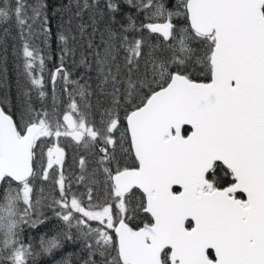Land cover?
Wrapping results in <instances>:
<instances>
[{"label": "snow or ice", "instance_id": "6c2138e0", "mask_svg": "<svg viewBox=\"0 0 264 264\" xmlns=\"http://www.w3.org/2000/svg\"><path fill=\"white\" fill-rule=\"evenodd\" d=\"M0 90V264H264V0H0Z\"/></svg>", "mask_w": 264, "mask_h": 264}, {"label": "trees", "instance_id": "16d2710c", "mask_svg": "<svg viewBox=\"0 0 264 264\" xmlns=\"http://www.w3.org/2000/svg\"><path fill=\"white\" fill-rule=\"evenodd\" d=\"M54 62V61H53ZM50 67L52 66L51 64L49 65ZM7 79L9 81V85H10V96L11 99L13 101V103H15V98H16V81H17V75H16V71L13 65V61H12V57H11V50L9 49V59L7 61ZM3 90H0V94H2ZM47 210V209H45ZM49 210V209H48ZM44 215H50L47 214L44 211ZM47 219L44 220L43 223L37 224L36 227H28L25 226L24 229H28L31 230L32 229V240L33 243L37 240V238L42 237L43 235H47L45 233H42L43 231H45L46 233L50 234V237L55 235V230H59L62 225H59L58 222H54L52 221L53 218L52 217H48L46 216ZM51 226L54 229V232L50 233L48 230L50 229ZM37 233V234H36ZM47 238V237H46ZM84 253H82L81 251V245L77 242V243H65L63 245V247L60 249V254L58 256H56L55 258H48L46 259L45 257H42L43 254L40 253L39 255L35 256L34 259L29 261V264H54L52 262L54 261H62V260H67L68 264H82V259L84 257Z\"/></svg>", "mask_w": 264, "mask_h": 264}, {"label": "rangeland", "instance_id": "374dc122", "mask_svg": "<svg viewBox=\"0 0 264 264\" xmlns=\"http://www.w3.org/2000/svg\"><path fill=\"white\" fill-rule=\"evenodd\" d=\"M68 162H69V164H71V162H72V151H71V150L68 151ZM41 187H42V186H41L39 183H37V191H39ZM44 194H45V195L47 194V189H45ZM0 195H2V191H0ZM45 212H46L47 214H50V215H46V216H48V217H52V218H53L52 221H54V222H58L59 225H62V222L59 221V220L53 215V213H52V211H51L50 209H49V210H48V209L45 210ZM28 227H29V226H28ZM52 227H54V226H51L50 229L48 230L50 233L54 232V229H53ZM24 228H25V226H23V228H22V233H23V237H24L25 243H27V242L29 241V239H31V241L33 242V240H32V236H33V233H32L33 231H32V229H31V230H28V229H24ZM56 231H57V229L55 230V232H56ZM42 233L47 234L46 236L43 235L44 237L50 238V234L46 233L45 231H43ZM36 234H37V233H36ZM39 240H40V238L38 237L37 240L34 242V245L36 246L37 250L39 249ZM42 254H43L42 257H45L46 259L51 258V257H52V258H55L56 256H58V255L60 254V249L57 250L54 254H44V253H42ZM52 263H54V262H52Z\"/></svg>", "mask_w": 264, "mask_h": 264}, {"label": "water", "instance_id": "95a60500", "mask_svg": "<svg viewBox=\"0 0 264 264\" xmlns=\"http://www.w3.org/2000/svg\"><path fill=\"white\" fill-rule=\"evenodd\" d=\"M187 127V126H186ZM173 187H178L179 188V186L178 185H174Z\"/></svg>", "mask_w": 264, "mask_h": 264}, {"label": "flooded vegetation", "instance_id": "af4514ba", "mask_svg": "<svg viewBox=\"0 0 264 264\" xmlns=\"http://www.w3.org/2000/svg\"><path fill=\"white\" fill-rule=\"evenodd\" d=\"M175 189H177V190H178L179 188H178V187H174V190H175Z\"/></svg>", "mask_w": 264, "mask_h": 264}]
</instances>
